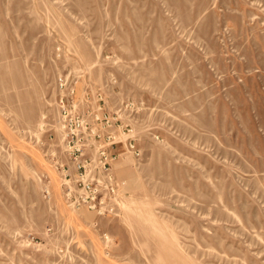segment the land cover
Returning <instances> with one entry per match:
<instances>
[{
	"label": "rangeland",
	"instance_id": "obj_1",
	"mask_svg": "<svg viewBox=\"0 0 264 264\" xmlns=\"http://www.w3.org/2000/svg\"><path fill=\"white\" fill-rule=\"evenodd\" d=\"M59 74L113 122L96 210ZM0 264H264V0H0Z\"/></svg>",
	"mask_w": 264,
	"mask_h": 264
},
{
	"label": "built area",
	"instance_id": "obj_2",
	"mask_svg": "<svg viewBox=\"0 0 264 264\" xmlns=\"http://www.w3.org/2000/svg\"><path fill=\"white\" fill-rule=\"evenodd\" d=\"M77 78L76 75L70 74L58 76L59 95L55 101L57 121L53 127L60 129L62 140L69 151L71 165L65 167L62 164L63 171L69 173L73 170L78 182L73 188L69 187L66 200L73 207L96 210L99 206L102 207L109 195L117 194L120 183L110 168L116 156L106 149L97 148L93 152L89 142L102 137V129L111 126L113 122L107 117H100L99 112L93 119H87L85 104L88 100L85 96L79 97L76 91ZM86 141L89 145L85 144ZM129 142L130 146L135 148L131 143L133 141ZM134 151L137 155L140 154L139 150Z\"/></svg>",
	"mask_w": 264,
	"mask_h": 264
}]
</instances>
